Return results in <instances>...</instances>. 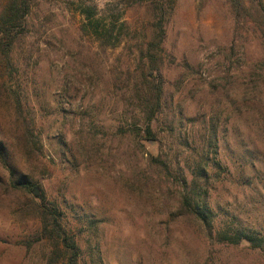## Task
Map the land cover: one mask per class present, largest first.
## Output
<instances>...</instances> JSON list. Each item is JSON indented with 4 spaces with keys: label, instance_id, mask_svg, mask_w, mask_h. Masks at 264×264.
I'll use <instances>...</instances> for the list:
<instances>
[{
    "label": "rangeland",
    "instance_id": "obj_1",
    "mask_svg": "<svg viewBox=\"0 0 264 264\" xmlns=\"http://www.w3.org/2000/svg\"><path fill=\"white\" fill-rule=\"evenodd\" d=\"M160 2L34 0L26 29L2 35L0 142L16 173L0 164V264L64 263L60 240L39 239L41 197L62 212L79 264H264L180 207L202 156L214 227H264L263 24L236 23L226 0H172L162 12ZM160 15L165 115L152 143L116 130L142 127L133 83ZM91 18L115 27L109 43L84 26ZM18 178L31 190L14 188Z\"/></svg>",
    "mask_w": 264,
    "mask_h": 264
},
{
    "label": "trees",
    "instance_id": "obj_2",
    "mask_svg": "<svg viewBox=\"0 0 264 264\" xmlns=\"http://www.w3.org/2000/svg\"><path fill=\"white\" fill-rule=\"evenodd\" d=\"M166 4H171L172 0H163ZM232 10L235 22L244 21L246 16L256 14L263 24L261 27V38L264 42V4L262 0H249L246 5L244 0H226ZM164 3H159L160 11H164ZM34 4V0H7L3 10L0 12V39L6 37L9 41L13 40L16 35L24 31L27 27V16L30 8ZM86 17H93L92 10L87 8L84 10ZM92 14V15H91ZM92 19V22L84 24L88 29H92V33L96 35L103 43H109L115 36V27H104L100 23V19ZM163 16L155 21L157 31L153 38L149 40L140 49L139 65L136 68L138 72V80L133 83L135 89V97L137 100V108L140 109L142 127L134 123L129 130L121 127L117 128V132L126 134L127 132L135 139L157 142L155 127L161 122V117L165 115V97L163 94V76L160 70L159 62L162 61L160 44L164 37ZM143 64V69L142 65ZM146 68L149 71H146ZM140 115V114H139ZM151 159L160 164L163 168H167V164L158 155L152 156ZM203 160L200 156V161ZM198 162L197 166L190 173V180L187 182L183 178V192L181 194L180 207L182 211L199 224H201L208 236H214L215 240L226 244L246 243L250 248L258 249L264 254V227L250 228L236 223V220L230 219L224 221L218 227H214L215 212L209 207L206 194L209 189L210 175L206 166L202 162ZM0 164L8 172L9 176H14L15 169L12 167L7 158L5 147L0 142ZM33 182L18 178L14 180L13 187L25 191H30ZM50 204V206L48 205ZM35 209L38 211L41 231L40 238L51 240H60L64 246L66 259L63 264H79V252L74 243L73 235L68 234L62 224L63 215L54 202H46L43 197L39 201H35Z\"/></svg>",
    "mask_w": 264,
    "mask_h": 264
},
{
    "label": "water",
    "instance_id": "obj_3",
    "mask_svg": "<svg viewBox=\"0 0 264 264\" xmlns=\"http://www.w3.org/2000/svg\"><path fill=\"white\" fill-rule=\"evenodd\" d=\"M32 192L37 198H39L38 189L37 188H34Z\"/></svg>",
    "mask_w": 264,
    "mask_h": 264
}]
</instances>
